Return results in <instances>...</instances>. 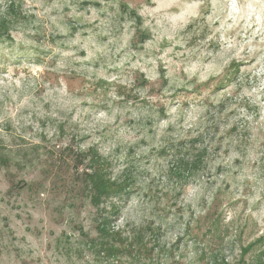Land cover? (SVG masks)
Here are the masks:
<instances>
[{"label": "rangeland", "instance_id": "obj_1", "mask_svg": "<svg viewBox=\"0 0 264 264\" xmlns=\"http://www.w3.org/2000/svg\"><path fill=\"white\" fill-rule=\"evenodd\" d=\"M0 264H264V0H0Z\"/></svg>", "mask_w": 264, "mask_h": 264}, {"label": "trees", "instance_id": "obj_2", "mask_svg": "<svg viewBox=\"0 0 264 264\" xmlns=\"http://www.w3.org/2000/svg\"><path fill=\"white\" fill-rule=\"evenodd\" d=\"M103 171L94 161L90 173L85 172L86 183L91 189L92 205L97 208L103 200L108 201L109 204L108 209L103 208L102 213H99L97 217L95 225L97 237L89 239L93 246L94 257L100 260L114 259L121 255L129 258L140 255L149 257L154 251L151 237H149L154 231L152 227L131 230L133 233L130 235H125L124 231L114 230L111 227L112 220L118 214V206L112 199L118 198V195L122 193V185L114 182L110 177L107 178Z\"/></svg>", "mask_w": 264, "mask_h": 264}]
</instances>
